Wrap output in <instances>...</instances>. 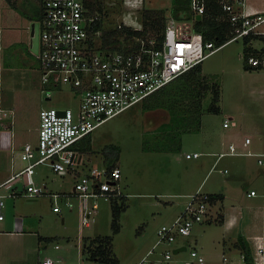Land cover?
<instances>
[{
	"label": "rangeland",
	"instance_id": "rangeland-1",
	"mask_svg": "<svg viewBox=\"0 0 264 264\" xmlns=\"http://www.w3.org/2000/svg\"><path fill=\"white\" fill-rule=\"evenodd\" d=\"M17 2L24 8L33 9L34 13H42L41 2ZM171 2L172 0L101 1L104 17L109 22L116 24V20H120L126 25L141 27L146 20L142 21L144 10L164 8L167 16ZM243 39L237 37L227 41L201 61L204 78L200 73L198 86H203L207 81L210 87L216 81L220 88L217 101L220 108H207L212 101V93L208 89L201 98L200 123L192 120L198 114L195 110V96L183 98L185 106L190 109L184 122L180 121L182 117L179 116V119L178 115L174 116L168 107L146 108L142 101H138L109 117L79 139L85 156V162L77 166L79 172L86 171L94 164L103 165L106 159L103 149L107 145L115 144L119 147V154L113 163L121 168L118 187L122 192L119 195H122V199L117 197V200L119 203L121 199L120 208L125 207L118 215V231H114L112 227L113 199L97 197L98 207L91 217V223L80 226L78 208L69 209L63 205L61 211L54 210L48 192L34 197H28L22 192L5 196L2 208L4 226L13 229L14 220H17L21 231L34 232L22 241L30 245L28 255L31 259H28V264H42L45 254L52 255L60 264H75L77 261L85 264H134L156 240L158 226L182 209L188 197L185 191H192L204 175L207 174L203 190H217L221 188V184L226 188L229 182L225 178L230 176L232 170L230 163L226 164L231 170L225 172L219 168L221 163L212 165V155V159L210 157L211 160L203 165L198 162L209 157L207 151L212 148L215 140L228 132L243 135L250 130L249 126L254 121L261 125L264 132V66L246 67ZM252 41L254 46L262 45L261 38H254ZM9 52L7 50L4 77L2 80L0 78V95L3 93L4 96L2 106L10 107L16 100V108L12 116L8 117L9 122L11 119L12 122L2 121L0 126V177L6 171L3 165L7 164L6 150L10 149L11 138L14 143L18 140L36 142L39 109L42 106L52 104L59 107L78 102V98L66 85L60 90H52V96L47 98L42 90L44 85L37 57L32 54H28L27 58L13 57ZM224 117L228 118L229 126L223 125ZM6 126L12 127L13 135L8 128H3ZM216 147L219 152L221 146ZM194 149L200 150L201 155L188 157L186 153ZM226 156L228 155L224 157ZM77 176L72 171L58 173L47 163L37 164L34 173L36 183L46 184L51 190H71ZM20 178L23 180L22 176ZM235 187H241L237 193L239 197H246L242 183ZM0 189L9 192L8 186L2 185ZM74 199L76 200L75 197ZM211 211L213 213V206ZM219 224L214 218L211 221L197 222L191 233L181 236L178 241L196 245L205 256L201 264H216L217 254L220 255L221 264H224L223 254L228 256L226 264H230L231 255L234 259L241 256L238 248H229V245L225 247L224 242L220 241L219 247L225 248L226 252L221 254L222 248H216L212 252L214 244L211 242L210 231L216 232ZM96 234L112 235L110 251L117 258L116 263L91 257L88 251L82 250V237ZM226 236V243L231 244L236 240V234ZM7 243L10 245L14 242L7 240ZM55 243L59 246L56 247ZM12 255V252H7V259H10V264H15L17 260ZM188 255V251L176 254L178 257Z\"/></svg>",
	"mask_w": 264,
	"mask_h": 264
},
{
	"label": "built area",
	"instance_id": "built-area-1",
	"mask_svg": "<svg viewBox=\"0 0 264 264\" xmlns=\"http://www.w3.org/2000/svg\"><path fill=\"white\" fill-rule=\"evenodd\" d=\"M40 1L42 13L38 19V43L34 52L41 68L42 90L49 98L52 90H60L66 85L78 102L59 107L51 104L39 109L36 142L26 140L21 144L16 155L23 163L17 165L12 157L11 171L0 181V188L5 185L9 189L8 193L0 189V218L4 216L2 208L6 195L22 192L34 197L48 192L54 210L61 211L63 205L69 209L77 207L80 226L89 225L98 207L97 197L111 200L122 194L118 187L121 168L118 164L105 162L79 172L77 166L85 162L79 139L109 117L142 101L166 82L191 69L227 41L251 34L264 36V7L248 9L245 0H189L193 16L178 18L169 13L161 30V39L156 34L138 35L135 38L140 45L136 48L102 49L93 42L101 36V29H93L100 14L92 12L85 0ZM209 1H216L221 10L219 15L231 27V35L220 44L205 39L194 27L196 14L202 16ZM117 21L118 26L124 24ZM243 55L251 66L264 65L262 47L244 51ZM6 113L0 110V119ZM223 123L227 125L228 119ZM249 141L250 136H246L244 143ZM234 151L236 145L230 142L226 152ZM199 153L194 150L186 155ZM259 161L264 162V151L260 153ZM39 163H47L58 173L72 171L78 174L73 188L50 190L46 184H37L34 173ZM18 180L22 182L21 189L13 186ZM255 192L251 188L248 193ZM187 196L182 209L158 226L156 240L134 264H201L205 259L196 245L178 240L190 234L197 222L210 218L212 194L198 187ZM55 246L59 244L55 243ZM180 251H188L189 255L176 256ZM241 256V261L232 264H247L244 252ZM42 264L60 263L47 254L42 258Z\"/></svg>",
	"mask_w": 264,
	"mask_h": 264
},
{
	"label": "crops",
	"instance_id": "crops-1",
	"mask_svg": "<svg viewBox=\"0 0 264 264\" xmlns=\"http://www.w3.org/2000/svg\"><path fill=\"white\" fill-rule=\"evenodd\" d=\"M17 1L24 0H0V78L1 80L4 77V72L6 70V53L7 50H10L9 53L12 54L13 57L20 56L21 58H27L28 54L35 55V50L31 47V23L33 20H38L41 17V13H34L31 8H24L21 4H18ZM31 3H40V0H26ZM6 2V4H5ZM7 2L9 4H7ZM19 6V8H18ZM245 6L248 9H259L264 7V0H245ZM253 40V39H252ZM251 40V42H253ZM253 44V43H252ZM264 45V40H262L261 46H255L260 48ZM254 46V45H253ZM261 66H252L262 68ZM249 68V67H248ZM2 82V81H1ZM3 83V82H2ZM3 93L0 95V110H5L7 113L4 116H1L0 126L2 121H8V117L12 116L13 110L15 111L16 103L14 100L10 107L2 106L3 102ZM232 117V115H229ZM225 119L224 117L223 122ZM201 120V118H200ZM12 122V119L9 123ZM224 125V123H223ZM230 122L228 120V124L224 126H229ZM10 126V125H9ZM3 127L8 128L11 131V135H13L12 127ZM250 130L245 131L243 135L238 134L237 132H228L225 136H221L218 140L212 144V148L207 151V156L205 159L202 158L198 163L203 165L204 163L210 161L213 156V163L220 164V170L229 172L231 169L227 165L230 163L232 166V174L230 171V176L226 179L228 185L224 188L223 184H221V188L217 190L207 189L208 192L213 194L211 209L213 206V213L211 211L210 218L208 221H211L213 218L219 221V228L213 232L210 231L211 242L214 244V248L212 252L219 247L220 241H223L224 246L231 248H238L240 251V255L243 252V248L241 246V241L246 242L248 245L252 257L256 264H264V162H260L258 157L261 152L264 151V132L262 131L261 125L254 121L250 124ZM250 136V141L244 143L245 137ZM23 141H13L11 138V146L10 149L6 150V161L7 164L3 165V169L6 170L4 175L0 177V181H2L11 171V163L14 161L17 165L23 163V161L16 155V151L21 146ZM233 142L236 145V151L234 152H226L229 149V143ZM14 143V144H13ZM228 145V147H227ZM216 146H221L220 151L216 148ZM13 147V150H12ZM227 148V149H226ZM197 150V149H194ZM200 151V150H198ZM223 151V152H221ZM15 152V154H14ZM204 152V151H203ZM201 151L198 155L194 157H199L201 155ZM14 154V155H13ZM212 155V156H211ZM215 155V156H214ZM225 155H228L224 157ZM193 156V155H192ZM190 157V156H188ZM211 157V159H209ZM224 157V158H223ZM15 163V164H16ZM227 163V164H226ZM10 169V171L8 170ZM207 175V174H206ZM204 175L201 180L195 184V187L192 191L196 190L198 187L201 189L204 186ZM215 179V178H214ZM243 184L245 187L243 189L244 198H241L237 195L240 191V188H236L239 184ZM251 188H254L256 192L254 194H249ZM51 190V189H50ZM239 190V191H238ZM190 191H185L186 195ZM216 204V206L214 205ZM4 217L0 218V264H10L7 259V252H12V256L15 260V264H28L30 263V257L28 252L30 251V245L23 243L25 237L28 234L32 235L34 232L32 231H21L19 228L20 223L14 220L15 228H6L3 222ZM236 234V240H233L231 244L226 243V235L232 237ZM94 236V235H89ZM241 237V239H240ZM7 240H11L14 242L13 244H8ZM82 250L85 244L84 237H82ZM78 244V243H77ZM81 244V243H80ZM222 244V245H223ZM222 253L226 252V249L222 248ZM202 252V251H201ZM203 253V252H202ZM204 254V253H203ZM47 255V254H45ZM44 255V256H45ZM43 256V257H44ZM219 256L217 254L216 264H221L219 261ZM42 257V258H43ZM223 262L226 264L225 260L228 259V256L225 254L222 255ZM234 256H230V261L232 264L233 261H241L242 256L234 259ZM11 258V259H13ZM221 258V257H220ZM29 259V260H28ZM117 260V258H116ZM137 261V260H136ZM135 261V262H136ZM117 262V261H116ZM70 264V263H69ZM75 264H85L77 261Z\"/></svg>",
	"mask_w": 264,
	"mask_h": 264
},
{
	"label": "trees",
	"instance_id": "trees-1",
	"mask_svg": "<svg viewBox=\"0 0 264 264\" xmlns=\"http://www.w3.org/2000/svg\"><path fill=\"white\" fill-rule=\"evenodd\" d=\"M101 1L102 0H85V3L89 6L92 12L97 11L100 14L93 27L95 30L101 29V36L96 40L93 39V42L99 48L133 49L140 45V41L135 38V36L138 35L145 37L147 35L156 34L159 39L162 38L161 30L166 20V14L163 10L164 8H159L160 10H144L142 16V21L146 19L144 21V26L136 28L126 24L118 26L117 20L116 24L109 22L108 19L104 17L105 12L103 11V3H101ZM220 11V7L216 1H209L202 16L194 18V27L203 33L204 38L213 39L218 44L225 41L231 35L230 24L226 19L219 15ZM170 13L178 18H191L193 16L189 6V0H172ZM123 35L125 36L124 40L121 39V36ZM254 38H261L264 40V36L261 35H246L243 39L245 43V52L256 50V47L251 44V40ZM262 49H264V45L262 46ZM246 64V67H252L247 61ZM200 73L204 78L202 75L203 72L201 62L195 64L191 69L179 74L150 93L142 100L144 107H168L174 116L177 117L178 115V117H182L181 119L179 117V119L184 122V118L189 115L190 109L185 106L186 103L183 98L195 96V98H197L195 110L198 114L196 119L192 118V120H197V123H200L199 115L202 108L201 98L206 94L208 89L211 90L212 101L208 104L207 108L213 110L220 108V105L217 103L220 97V88L218 83L215 81L209 87V84L206 81V84L203 86H198L200 82ZM192 120L190 122H193ZM103 152L106 158L105 162L111 165L114 164L113 162L119 154V147L115 144L107 145L103 149ZM117 197H121L122 199V195L113 197V200H115L112 218V227L114 231H118L120 228L118 215L121 209L125 207L124 205L123 208H120L119 204L121 199L118 203ZM111 240V234H96L94 236L86 235L84 236L85 244L83 249L84 251H88L91 257L116 263V257H114L110 251ZM241 246L243 248L246 263L256 264L246 242L241 241Z\"/></svg>",
	"mask_w": 264,
	"mask_h": 264
},
{
	"label": "water",
	"instance_id": "water-1",
	"mask_svg": "<svg viewBox=\"0 0 264 264\" xmlns=\"http://www.w3.org/2000/svg\"><path fill=\"white\" fill-rule=\"evenodd\" d=\"M196 17H200V13L196 14ZM37 43H38V20H33L31 23V40L30 44L31 47L36 50L37 49ZM62 111V110H60ZM17 185L19 189L22 187V182L20 180L16 181L13 186ZM184 247V246H182ZM178 248H175L177 250Z\"/></svg>",
	"mask_w": 264,
	"mask_h": 264
}]
</instances>
